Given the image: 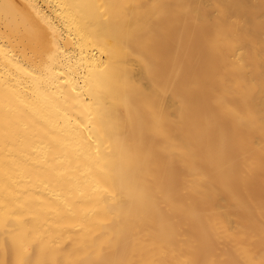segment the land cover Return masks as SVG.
<instances>
[{
  "label": "bare ground",
  "instance_id": "obj_1",
  "mask_svg": "<svg viewBox=\"0 0 264 264\" xmlns=\"http://www.w3.org/2000/svg\"><path fill=\"white\" fill-rule=\"evenodd\" d=\"M0 264H264V0H0Z\"/></svg>",
  "mask_w": 264,
  "mask_h": 264
}]
</instances>
